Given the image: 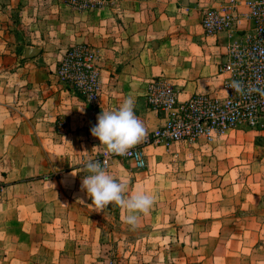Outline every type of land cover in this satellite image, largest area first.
<instances>
[{
    "label": "crops",
    "instance_id": "obj_1",
    "mask_svg": "<svg viewBox=\"0 0 264 264\" xmlns=\"http://www.w3.org/2000/svg\"><path fill=\"white\" fill-rule=\"evenodd\" d=\"M226 1L117 0L79 11L64 0H0V264L97 263L105 233L98 220L115 214L122 218L126 211L115 203L98 209L81 190L82 178L89 175L84 164L95 161L106 148L90 129L102 111L116 109L131 97L146 129L134 146L143 148L149 170L133 174L150 175L158 155L178 153V144L165 149L144 143L164 117L148 108L146 86L153 78L165 77L175 85L179 101L195 92L221 93L217 64L224 36H205L200 14ZM79 44L100 51L102 93L97 104L55 76L65 51ZM160 164L155 163L152 171ZM132 170L131 162L113 159L108 171L126 184V196L138 185L158 179L142 175L132 180ZM200 195L186 207L198 206L192 218L217 220V235L230 229L226 225L230 214L237 221L232 228L234 264H264V214L244 204L248 198L243 191L232 194L234 206L228 212L225 192L207 198L209 192L203 188ZM208 208L212 212L205 215ZM138 215V221L158 216L149 210ZM203 259L201 264L211 263Z\"/></svg>",
    "mask_w": 264,
    "mask_h": 264
},
{
    "label": "rangeland",
    "instance_id": "obj_2",
    "mask_svg": "<svg viewBox=\"0 0 264 264\" xmlns=\"http://www.w3.org/2000/svg\"><path fill=\"white\" fill-rule=\"evenodd\" d=\"M259 135L242 131L210 145L178 144V153L167 151L157 156L159 161L155 159L151 164L152 174L135 176L133 172H139L132 170V180L142 175L143 179L158 178L156 182L147 181L133 190H142L158 198L149 209L158 216L150 215L133 227L125 222L124 216L119 218L115 214L117 209H112L113 217L98 220L105 233L101 235L103 242L99 244L96 264H201L203 258L209 259V264H234L236 234L232 228L237 221L231 218L233 214L226 221L230 229L217 235V220L192 218L198 206L186 207L191 206L190 200H200L204 188L209 192L207 198L223 196L224 192L229 195L224 206L228 212L234 206L230 201L236 190L248 196L244 204L264 214V135ZM155 163L161 166L153 172ZM245 208L243 205L242 212L246 214ZM208 212L212 209L203 211L205 215ZM216 213L217 209L212 214ZM187 214L190 217H186ZM247 237L254 240L257 236Z\"/></svg>",
    "mask_w": 264,
    "mask_h": 264
},
{
    "label": "built area",
    "instance_id": "obj_3",
    "mask_svg": "<svg viewBox=\"0 0 264 264\" xmlns=\"http://www.w3.org/2000/svg\"><path fill=\"white\" fill-rule=\"evenodd\" d=\"M65 2L73 9L91 11L117 0ZM200 25L207 37L224 36L223 52L217 64L222 77L221 93L195 92L179 101L170 80L151 79L146 86L145 102L150 110L164 117L145 139V145L165 148L179 143L210 145L242 131L264 135V0H227L218 7L203 9ZM99 60L97 48L73 45L59 60L55 76L60 84L87 102L97 104L102 93ZM113 159L127 160L137 171L147 168V156L139 146H133L123 155L105 148L95 161L108 172ZM2 189L0 180V192Z\"/></svg>",
    "mask_w": 264,
    "mask_h": 264
},
{
    "label": "clouds",
    "instance_id": "obj_4",
    "mask_svg": "<svg viewBox=\"0 0 264 264\" xmlns=\"http://www.w3.org/2000/svg\"><path fill=\"white\" fill-rule=\"evenodd\" d=\"M133 98H126L122 104L111 111H102L97 123L90 131L104 145L108 152L123 155L146 135V129L134 112ZM84 168L89 175L82 178L81 190L91 199V205L103 209L112 203L126 211L124 220L135 227L139 213L147 212L153 198L148 193L137 190L130 196L125 195L126 184L118 181L99 161H87Z\"/></svg>",
    "mask_w": 264,
    "mask_h": 264
},
{
    "label": "water",
    "instance_id": "obj_5",
    "mask_svg": "<svg viewBox=\"0 0 264 264\" xmlns=\"http://www.w3.org/2000/svg\"><path fill=\"white\" fill-rule=\"evenodd\" d=\"M33 50L32 49H30V50H28V53H30V52H32Z\"/></svg>",
    "mask_w": 264,
    "mask_h": 264
},
{
    "label": "trees",
    "instance_id": "obj_6",
    "mask_svg": "<svg viewBox=\"0 0 264 264\" xmlns=\"http://www.w3.org/2000/svg\"><path fill=\"white\" fill-rule=\"evenodd\" d=\"M260 136V135H259Z\"/></svg>",
    "mask_w": 264,
    "mask_h": 264
}]
</instances>
